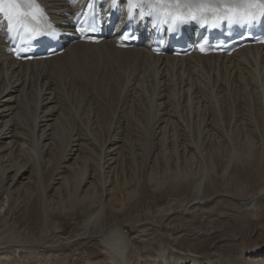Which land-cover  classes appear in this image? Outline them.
Wrapping results in <instances>:
<instances>
[{
  "label": "bare ground",
  "instance_id": "bare-ground-1",
  "mask_svg": "<svg viewBox=\"0 0 264 264\" xmlns=\"http://www.w3.org/2000/svg\"><path fill=\"white\" fill-rule=\"evenodd\" d=\"M38 1L46 7L59 30L65 34H70L74 30V20L70 14L75 10L72 7L71 0ZM65 37V41L68 42L71 35H66ZM7 48L8 43L6 37L0 34V216H3L7 209L18 205L19 202L23 205L34 199V193L36 194V192H30L34 190L37 192L42 191L43 199L40 202L41 208H39V211H41L45 218H48L51 212L54 214L57 211H54V209L58 205L60 206V203H64L63 193H61V196L59 195V200L56 197L51 199L47 198L46 186L53 183L56 193L60 194V192L66 191L64 192L65 196L66 194H72L69 197L70 201H67L70 202V208H72L73 212H68L64 208L59 212L57 211V214L70 216L76 213L74 212L75 208L81 206L83 208L84 199H87L84 201H89L88 205L82 210L83 231L75 236L65 238L63 247L79 245L81 241L90 240L95 247V250L90 252L92 254V264H130V260L132 262L134 261L133 264H264V244L257 243L240 248L237 245L239 238L236 236L226 237V239L223 238L218 241H211L209 240L210 237H208L206 239L207 242L202 239H197L195 242L186 243L188 239L184 237L185 232L182 231H174L177 235H170L168 246L157 244L149 248L150 250H147V253L145 250L139 251L141 254L139 258L131 257L130 246L134 235L132 236L130 233H127L129 231H125L122 226L115 222L117 218L126 214L128 206H125V203L130 198L129 196H131L127 180L120 181V177H118V179L115 178L117 183L112 185V174L120 167H118V155L120 153L118 141L115 140V137L111 138L108 142L106 141L105 149L100 154V164L97 166L99 169L96 167L98 172H92L90 168L93 169L92 163L96 165V161L91 159L93 157L87 155L86 150H84L83 154H80L83 145L76 142L72 144L70 141H73V137H70L71 139L69 138L70 141L68 140L69 143H67V140L59 136L60 132L65 129V126H68L67 123L70 114H75L78 118L80 117L81 110L83 109L82 106L87 103V95H92L94 99L102 101V103H99L100 105L98 104L95 107L89 106V117L96 121L102 120L103 118L106 120V123H109L108 119L112 115L110 114L112 104H116L117 102L116 108H113L114 117H119V114L123 113L125 108L127 109L129 107L131 103L129 100L132 102L138 100L139 105H141L140 101L142 99L145 100V96H147L146 83L151 81V71H155L156 76L152 73L155 83L153 90L154 96L153 98L151 97L152 100L150 99L152 114L150 113L151 121L149 122V132L153 130L152 124H155L153 123L154 119L160 120L159 122L163 124L160 125L161 131L164 129L162 136L164 138L162 144L163 149L165 150L170 147V142L173 141L174 150L168 148L167 151H173L177 155L179 158L177 159V165L182 163L186 169L184 171L188 172L187 165L193 162L198 164V168L193 169L191 175L195 177V173H200L199 178L192 177L191 182L198 195L203 196L208 189L206 184L211 187L215 183L209 169L210 163H212V159L214 158L212 157L211 161L207 162L206 154L202 151V147L204 146L202 134L198 133L196 135L197 133L195 134L193 131L194 127L192 128L190 126L184 130L181 129L180 123L182 120L179 119V115L182 112L184 121L195 123L198 121L202 111L208 112L212 110L215 111L219 118L223 117V121L230 126L233 122V116L227 112L228 92L223 90L228 83L226 81L228 74L234 80L228 83L230 90H234L233 93L238 98L246 99L247 96H250L257 103L262 102L264 106V79H260L262 77L260 72H256L249 65L250 62L258 58L259 60H264V45L246 47L231 56H201L193 54L187 57H174L172 55H154L149 47L145 45L120 48L116 45V38H113L106 39L99 44L81 41L67 43L66 51L62 54L51 58L26 62L16 60L12 54H9ZM251 50L256 52V57L251 53L247 54ZM103 57L105 58L103 59ZM65 63L70 66V75L61 74V72L57 71L54 73L47 72L50 67H57L56 65L59 66V64L61 66ZM63 68L61 69L63 70ZM221 70L226 73L222 74L223 72L221 73ZM207 74L211 75L210 77L213 78L215 83H212L209 78L204 79L202 77ZM124 84L127 85L126 88H124ZM211 84H214L215 87L217 86L218 91ZM105 97L107 99H104ZM149 98L147 99L149 100ZM213 99H219L222 107L219 108L216 106ZM128 101L130 102L129 105L127 104ZM126 104L128 105L127 107ZM136 107L138 106L136 105ZM131 109L133 110V107ZM72 120L74 119L70 121ZM83 121L82 123L85 122ZM173 123L176 124V128H171L172 130L169 133H171L172 137H170L168 128ZM71 124L74 125V122H70L69 126ZM84 124L86 125V123ZM108 125L110 126V124ZM90 126L92 125L90 124ZM67 128L69 129V127ZM88 128L90 129L91 127ZM112 129L114 128L112 127ZM254 131L262 138L264 146V119L261 125L259 124ZM64 135L67 134L64 132ZM185 135L187 136L186 143L182 142ZM227 136L228 140H233V137L229 133ZM208 138L212 139V141L214 140L210 136L205 139L207 140ZM76 139L79 140L77 137ZM85 147L88 149L87 146ZM210 149L209 152L212 151ZM230 152H232V155L229 157V161L227 160L229 164L228 168L233 164L235 165V161H244V157L237 149L233 148V151ZM61 153L63 156L65 154L67 155V165L66 167L63 165L66 168V173L64 171H52L53 159L54 157H56L55 159H61ZM182 154L183 157L181 158L180 156ZM189 154L190 156H188ZM255 154L257 165L261 169H264V150H259ZM58 159L55 161L58 162ZM62 159L65 158L63 157ZM56 162V165L59 164L62 166V163ZM58 166L56 167L58 168ZM234 167L235 169L238 168L237 166ZM237 170L234 171L237 172ZM238 171L241 172V170ZM126 174L136 175L135 168H129L126 170ZM49 175L50 181L46 185V177ZM179 177H181L179 180L181 183L184 184L187 181L185 180L186 176L181 175ZM99 185L101 186L102 197L95 199L94 195ZM139 186L140 183H137V187ZM115 189L118 190V194ZM151 194L149 190L145 189L141 195L142 197L136 198L133 202L131 201L132 204L130 205L133 208L142 202L145 203V200L153 199L150 198ZM259 195L261 197L240 202L246 208L255 207L257 202L264 197V190ZM195 203L202 205L205 203V199L203 198L202 200L201 198V200ZM51 206L54 208L53 211H51ZM104 221H106L105 226L103 224ZM143 223L141 218H138L134 228L131 229L132 232L135 229L139 230L137 229L138 226ZM202 235L206 234L202 233L201 238ZM186 244L192 245L193 247L188 246L182 248ZM13 247H16V250H14L15 253L18 250L23 251L26 249L24 245L20 244L0 246V259H6V256H9L12 252Z\"/></svg>",
  "mask_w": 264,
  "mask_h": 264
},
{
  "label": "rangeland",
  "instance_id": "rangeland-1",
  "mask_svg": "<svg viewBox=\"0 0 264 264\" xmlns=\"http://www.w3.org/2000/svg\"><path fill=\"white\" fill-rule=\"evenodd\" d=\"M248 53H251L254 57H256L255 56L256 52L254 50H251V52H247V54ZM104 58L105 57H103V59ZM258 63L260 64L258 65ZM66 65L67 64L65 63L62 64L61 66L60 64L59 66L56 65L57 67L52 66L48 69L49 71L47 70V72L54 73L57 71V72H61V74L70 75V71H71L70 66L69 65L66 66ZM249 65L252 69L256 70V72L257 71L260 72L262 76L260 79L263 80L264 72L262 71H264L263 70L264 60H259L258 58L250 62ZM61 68H63V70ZM151 72L154 73V75L156 74L155 71H151ZM152 73L150 76L151 81L146 83L147 84L146 86L147 96H145L146 99L145 100L142 99L140 101L141 105H139L138 100H134L133 102L129 100L131 102L130 103L128 101L127 103L128 105L130 103L129 107H127L128 105L126 104V107L129 111L125 108L124 110L125 113L123 112L119 114V117H114L113 108L115 109L117 106L116 105L117 102L115 101L116 104H112L111 105L112 107L110 108L112 109L110 110V114L112 115H110L108 119L109 123H106V120H104L103 118L102 120L96 121L89 117V108H90L89 106L95 107L99 103H102V101L94 99L92 95H87V101H86L87 103H85L82 106L83 109L81 110L83 114L80 113L79 118L75 114L74 115L70 114L69 116L68 120L70 121L71 119H74L72 121L74 122V125L76 124L75 126L71 124L74 129L72 128L71 125H70L71 127L69 126L70 122L71 123L73 122L68 121L69 124L67 123L68 125L67 127L71 129L69 130L65 126L64 130L66 129L67 130L66 131L63 130L67 135H64L63 131H61L59 134L60 137L62 136L65 140H67V143H69L70 139L73 137L72 138L73 141L72 140L70 141L72 144L76 142L83 145L80 154H83L84 150H86L87 155H89V157H93L91 159L96 161L95 162L96 165L92 163L93 169L90 168L92 172L93 171L98 172L97 169L99 168L97 166H99L100 164V156H101L100 154L102 150L105 149V146L107 144L106 141L108 142L113 137H115V140L118 141V145L120 146L119 148L120 153L118 155V160H119L118 167L120 166L121 168L120 167L117 168L115 170L116 172L114 171L115 173L112 174L113 177L112 185H115V183H117L116 179H118V177H120L119 178L120 181L121 180L123 181L124 179L127 180L130 187L131 196H129L130 198L125 203V206L126 205L128 206L126 214L117 218L115 222H117V224L122 226L125 231L126 230L129 231L127 233H130L132 236L134 235V239H132L133 241L130 246V251L132 253L131 257L134 256L139 258L141 256L140 254L141 251L145 250V252L147 253L150 250L149 248L157 244H163L165 246H168L170 235L173 236L177 235V233H175L176 231L185 232L184 237L185 238L187 237L188 239V242L186 241V243L195 242L197 241V239H202L203 241H206L208 237H210L209 240L211 241L212 240L218 241L223 238L226 239V237L236 236L239 238V240L237 241V245L240 246V248H242L243 246L255 245L257 243L264 244V197H262L257 202V205L252 208H246L240 202V201L242 202L250 201L257 197L259 198L261 197L259 193L262 190H264V169H261L257 165V159L255 154L259 150H264L263 149L264 146L262 143L263 140L254 131L259 124L261 125V122H263L264 119L263 103L262 102L257 103L250 96H247L246 99L238 98L233 93L234 90H230V85L228 83L234 80L228 74V78L226 79V81L228 82L227 85L229 87L226 85L223 90H225V92H228L227 112L231 116H233V120H232L233 122L230 126L228 123L226 124V122L223 121L224 120L223 117L219 118V116L216 115L215 111L212 110L208 112L202 111L200 113V117L198 121H196L195 123H189L188 121L187 122L184 121V118L182 116L183 113L181 112V114L179 115V119L182 120V122L180 123L181 129L184 130L185 128L190 126L192 128L194 127L193 131L195 134L197 133L196 135H198V133L199 134L201 133L204 138L202 140L204 142L203 145L205 146L202 147L203 148L202 151L203 153L206 154L207 162L211 161L212 157L214 158L212 159L213 160L212 163L213 162L214 163L213 164L210 163L209 169L210 172L212 173L215 183L211 187L210 185L206 184V187H208V189L206 190L207 192L204 193L203 196L201 195L199 196L198 193L194 190L193 184L191 182L192 177L199 178L200 173H195L194 174L195 177L191 175V171L193 169L198 168V164L193 162L187 165L188 172L184 171L186 169L183 167L182 163L181 164L178 163L179 165H177V161H178L177 159H179L177 155L173 151H167L168 148L170 150H174L173 141L170 142L171 143L170 147L166 148L165 150L163 149L162 144L164 138H162V136L164 134L163 133L164 129H162L161 131L160 125L163 124L159 122L160 120L156 118L154 119V121H157L159 124L153 121V123H155L154 125L152 124L153 130L152 132H149V122L151 121V114H152L150 108L151 107L150 101L154 96L153 90L155 83ZM221 73L225 74L226 72L221 70ZM210 76L211 75L207 74V75H203L202 77L204 79L209 78V80L212 81V83H215L213 78H211ZM211 85L213 88H216V91H218L217 86L215 87L214 84ZM126 87L127 85L124 84V88ZM208 95L210 94L208 93ZM147 98H149V100ZM104 99L107 98L105 97ZM136 101L138 102L136 103ZM213 101L216 106H218L219 108L222 107V104H220L219 99L217 100L213 99ZM136 105L138 107H136ZM131 107H133V110L131 109ZM81 117L82 119H80ZM82 121L86 123V125L82 123ZM91 122L92 123L94 122L95 124L94 123L92 124ZM110 122L111 123L113 122L112 123L113 125ZM90 124L92 126H90ZM108 124H110V126ZM88 127L91 128L89 129ZM112 127L114 129H112ZM172 127L176 128V124L173 123L171 127L169 126L168 133L172 130L171 129ZM84 129L87 131H85ZM68 131L70 132V134ZM73 132H74L73 134L74 136L72 135ZM228 133L233 137V140H228V136H227ZM90 134H94V135H90ZM169 136L172 137L171 133H169ZM209 136L214 140L212 141V139L210 138H208L207 140L205 139L206 137ZM76 137L79 140H77ZM170 137L169 139L171 140ZM186 141H187V136L185 135L182 142L186 143ZM231 141H233V143H231ZM85 146H87L88 149ZM233 148L237 149L242 154V156L244 157L243 159L244 161L241 162L235 161V165L233 164L231 165L230 168H228L229 157L232 155V152L230 151H233ZM209 149L212 151L209 152ZM65 155L63 156L62 154L61 159L57 158L59 160L58 162L55 161L57 159H55L56 157H54L52 171L54 170L56 172L57 170V172L64 171V173H66L65 167L67 165L66 163L67 155L66 156ZM188 156H190V154ZM63 157L65 159H62ZM180 157L182 158L183 154ZM123 159L125 160L123 161ZM55 162L60 164L62 163V166L64 165L65 167L64 166L62 167L59 164L58 166L55 164ZM55 165L58 166V168ZM234 166H237L238 168L236 169L241 170V172H239L238 170L237 172H235L234 170L236 169ZM129 168H133V169L135 168L136 175L126 174V170H128ZM115 174L118 176H116ZM181 175L186 176L185 180L187 181H185L184 184L179 181L181 178L179 176ZM133 179L135 180V182ZM49 181H50V175L46 177V185L49 184ZM137 183H140L139 187H137ZM52 184L46 186L47 198L51 199L53 197H56V199H58L62 195L61 193H63L64 203H60V206L63 208H61L58 205L57 207L55 206L56 209H54L51 206L52 207L51 211H53L54 209V211L57 210L59 212L60 210H63L65 208L64 210L68 212H73L72 208H70V204H69L70 202H68L70 201L69 197L72 194L70 195L66 194L67 196L66 197L64 195V192L66 191L60 192V194L56 193L54 184L53 185ZM98 188L96 194L94 195L95 199L96 198L100 199L102 197L101 186L99 185ZM143 188L144 190L145 189L149 190L152 193L150 195V198L153 199L145 200L146 201L145 203L142 202L141 204H138L132 208L130 204H132L133 200H136V198L142 197L141 195L142 193H144V190H142ZM37 190L41 191L40 189ZM115 190L117 193L118 190L117 189ZM30 192H36V194L34 193V199H32L29 202H26L23 205L19 202L20 204L18 203V205L16 206L14 205L12 208L7 209L4 215L0 216V242H2L0 243V246L20 244L26 247L25 250L23 251L18 250L17 253L14 252V250H16V247H13V249L11 250L12 252L11 253L9 252L10 254L9 256H6V259L5 258L0 259V264H85V263L92 264V260H91L92 254L90 252L94 251L95 247L93 246L92 242H90V240L81 241L79 245L63 247L64 245L63 242L65 241V238L75 236L76 234H79L80 232L83 231L82 210L84 207L88 205L89 201H84L87 200L84 199L83 208L82 206L79 208L77 207L78 209L75 208L74 212L76 213L74 214L71 213L72 215L70 216H65L63 214L59 215L57 214L58 212L55 211L54 214H52L51 212L50 216L48 218L47 217L45 218V216H43L41 211H39L40 210L39 208H41L40 202H42L41 200L43 199L42 191L37 192L32 190ZM201 198L202 200L203 198L205 199V203H203L202 205L199 203H195L196 201L201 200ZM192 201L194 202V204H192L193 203ZM60 202H62V200H60ZM136 218L137 219L141 218V220L144 223L138 226L137 229L139 230L135 229V231L132 232L131 229H133L135 226V223L137 221ZM103 224L105 226L106 221H104ZM202 233H205L206 235H202L201 238ZM188 246L193 247L192 245L186 244L183 245L182 248ZM133 263L134 261L132 262L130 260V264Z\"/></svg>",
  "mask_w": 264,
  "mask_h": 264
},
{
  "label": "snow or ice",
  "instance_id": "snow-or-ice-1",
  "mask_svg": "<svg viewBox=\"0 0 264 264\" xmlns=\"http://www.w3.org/2000/svg\"><path fill=\"white\" fill-rule=\"evenodd\" d=\"M147 6L152 9L148 15H158L164 9H188L191 19L206 20L207 13L211 12L216 19H227L229 23L239 22L241 24H252L253 22L264 17V0H243L241 3L233 4H212V3H199V4H181L176 0L173 4L153 3L152 0H144ZM137 7H143L138 4ZM196 9L199 16L192 12ZM40 12L39 5L35 0H0V15L3 16L7 22L8 33L11 36L13 33L20 35L26 34L29 37L41 35V30L38 26H33V23L38 25L37 13ZM165 18L163 23H168L171 18V13H163ZM143 11L141 18H143ZM181 22H184L183 16L180 17ZM171 30H175L172 28ZM78 31H95V28H88L87 30L81 28ZM200 51H205V45L201 44Z\"/></svg>",
  "mask_w": 264,
  "mask_h": 264
}]
</instances>
